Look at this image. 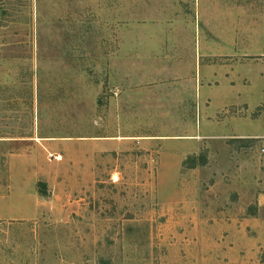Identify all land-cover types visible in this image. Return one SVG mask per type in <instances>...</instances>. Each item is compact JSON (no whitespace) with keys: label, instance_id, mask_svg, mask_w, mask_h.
Instances as JSON below:
<instances>
[{"label":"rangeland","instance_id":"rangeland-1","mask_svg":"<svg viewBox=\"0 0 264 264\" xmlns=\"http://www.w3.org/2000/svg\"><path fill=\"white\" fill-rule=\"evenodd\" d=\"M0 24V264H264V0Z\"/></svg>","mask_w":264,"mask_h":264},{"label":"trees","instance_id":"trees-1","mask_svg":"<svg viewBox=\"0 0 264 264\" xmlns=\"http://www.w3.org/2000/svg\"><path fill=\"white\" fill-rule=\"evenodd\" d=\"M2 25L0 24V27H1ZM198 158H200V157H197V158H194L193 159V165L192 166H195L196 165V160L198 159ZM194 161H195V164H194Z\"/></svg>","mask_w":264,"mask_h":264}]
</instances>
